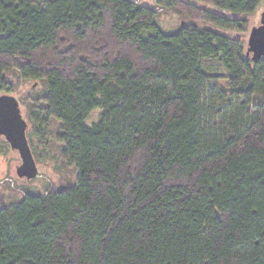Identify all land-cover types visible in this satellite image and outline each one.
Masks as SVG:
<instances>
[{
	"label": "trees",
	"instance_id": "16d2710c",
	"mask_svg": "<svg viewBox=\"0 0 264 264\" xmlns=\"http://www.w3.org/2000/svg\"><path fill=\"white\" fill-rule=\"evenodd\" d=\"M263 2L0 0V94L39 81L28 135L75 169L0 206V264H264V57L231 35Z\"/></svg>",
	"mask_w": 264,
	"mask_h": 264
},
{
	"label": "rangeland",
	"instance_id": "374dc122",
	"mask_svg": "<svg viewBox=\"0 0 264 264\" xmlns=\"http://www.w3.org/2000/svg\"><path fill=\"white\" fill-rule=\"evenodd\" d=\"M138 3L154 7L155 0H136ZM264 9V2L260 11L247 16L245 30L233 32L231 35L239 36L243 39L245 46L248 34L252 26L259 24L260 13ZM158 12L157 22L161 28L167 32L176 29L184 22L182 13L175 9L156 8ZM9 76V75H8ZM12 91L9 93L16 97L22 117L27 122L26 136L29 145L35 149L34 159L38 173L30 180L19 178L15 169L21 163L18 151L10 148L7 141L0 135V206L2 204L17 201L26 192L43 193L54 187H61L70 184L75 179V169L71 165H66L59 158V141L56 139L58 122L50 117L47 119V126L44 130L47 137L45 145L42 144L37 135H28L31 131V124L28 120L27 106L31 103L29 98L38 95L41 87L37 80H23L19 77L9 76ZM32 91V92H31Z\"/></svg>",
	"mask_w": 264,
	"mask_h": 264
},
{
	"label": "water",
	"instance_id": "95a60500",
	"mask_svg": "<svg viewBox=\"0 0 264 264\" xmlns=\"http://www.w3.org/2000/svg\"><path fill=\"white\" fill-rule=\"evenodd\" d=\"M246 55L254 61L264 57V9L260 13L259 24L252 26L246 42ZM27 122L22 117L19 103L11 94H0V135L17 150L21 163L15 172L19 178L33 179L37 165L26 136Z\"/></svg>",
	"mask_w": 264,
	"mask_h": 264
}]
</instances>
